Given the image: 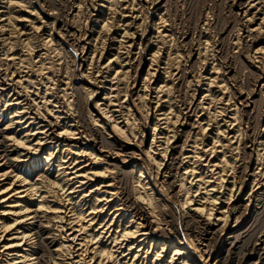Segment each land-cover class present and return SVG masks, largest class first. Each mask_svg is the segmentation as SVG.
Wrapping results in <instances>:
<instances>
[{
    "label": "bare ground",
    "instance_id": "obj_1",
    "mask_svg": "<svg viewBox=\"0 0 264 264\" xmlns=\"http://www.w3.org/2000/svg\"><path fill=\"white\" fill-rule=\"evenodd\" d=\"M238 1L228 42L253 88L211 13L189 38L164 0H79L69 22L0 0V264H264V227L247 238L264 213V0ZM175 212L200 218L196 238Z\"/></svg>",
    "mask_w": 264,
    "mask_h": 264
},
{
    "label": "rangeland",
    "instance_id": "obj_2",
    "mask_svg": "<svg viewBox=\"0 0 264 264\" xmlns=\"http://www.w3.org/2000/svg\"><path fill=\"white\" fill-rule=\"evenodd\" d=\"M34 1H37L36 3L39 4V5H42L43 8L52 7V9L56 11V13L58 14L59 17H61V19H64V21L66 20V22H69L70 20H69V12L68 11H70L72 5L75 2H78L79 0H65V1L64 0H57L58 2L56 0H46V1L45 0H34ZM136 1L137 2H146L147 0H140V1L136 0ZM164 1L166 2L167 7H169L168 11L169 10L171 11V12L169 11V13H171L170 17H172L171 19L174 21L175 26L177 25L176 28H178V30H180V32L183 35H186V33H187L186 36H188L189 38L190 37L193 38V37H196L198 35L199 28H200L201 24L203 25V20H205V18L208 15V13L209 14L211 13L210 15H212V17H214V19H215V21L217 23L216 26L213 29L217 33L220 32L218 34V36H219V40L221 42V49H222V56H223L222 59L223 58L226 59V57L231 59L229 63L232 62L231 63V67L233 69L232 73L237 78L242 79V81H243L242 83H243L245 88H250V85H249L250 83H252L251 84V88H253L255 86L254 85L255 84L254 81H256L255 79H256V74L258 73V70L257 71H255V70L252 71L251 70V69H253L254 66L249 60H247V58L245 56H243V55L242 56H238V57L236 56V58H235V56H232V54H234V52L232 50L233 48L230 46V43L228 42L230 40L231 35H232L230 33L231 32L233 33L232 30H234L235 26L238 25V23H237L238 19L236 18L237 17L236 11L238 10V6H239V1L238 0L237 1H235V0H164ZM83 2H84V0H83ZM58 3L61 4L60 7H59ZM88 3H89V0H85L84 5H86ZM66 7H68V8H66ZM86 9L87 8L84 6L83 10L85 11V13L82 14V15H84V17L86 15ZM212 9H213V11H212ZM205 12L207 13L206 15H205ZM234 20H235V22H234ZM195 25L198 26V28ZM190 28H193V29H190ZM190 34H191V36H190ZM65 39H66L65 41L68 43V44L65 43V45L67 46L66 49L69 50L70 53H71V51L73 52L74 49L70 45L71 41H69L68 38H65ZM227 47H229V48H227ZM227 51L229 53H231V54H229ZM226 54H228V55H226ZM248 71H249V73H248ZM249 74H251V76ZM246 84H247V86H246ZM257 106L258 107H256V110L253 112L254 116L251 117V122L250 123H252L251 125H254V127L258 131L259 127H262V123H260L261 122L260 121L261 120V112H262V109H263L262 102L259 101ZM181 156L182 155L178 156L180 160L182 159ZM175 164L179 165V162H176ZM175 164H174V167H173V172H176L177 169H178ZM128 177L125 178V181H124L125 183H123V187H124L125 190L127 189V190L131 191V188H132V183L131 182H133L132 181L133 178H132V175H130ZM168 186L169 185L166 184V187H168ZM175 217H177V218H175ZM193 217H194V220H193ZM179 218H180V220H179ZM173 219H174L175 223H179V224L181 223L182 227H185V229H186L185 232H188V231L192 232L193 231L194 233H192L191 237H194V238H196L195 237L196 235H194V234H196L198 229L201 230L202 226H203V222L200 220V218L198 216H191L189 214H186L185 216H183V212H181V213L180 212H175L174 216H173ZM262 220H264V213L261 215V217H259V218L257 217L254 220V223H252L253 226L251 227L252 229L250 228L249 234H247L248 235L247 238L251 237L250 239L253 240V241L256 239V236H258V234L260 232L259 230H262V228L264 227V223L261 222ZM187 221H188V223H187ZM260 223H262V224H260ZM184 224H186V225H184ZM260 226H262V227H260ZM256 227H257V229H256ZM253 230H254L255 234L253 233ZM251 234H252V236H251ZM253 234H254V237H253ZM199 235H200V233L199 234L197 233V237H199ZM226 235H227V233L224 234V237ZM201 237L202 236L200 235V238ZM242 251L237 253V254L235 253L236 254V256L234 254L235 258L241 259L242 253H243ZM256 254L258 255V253H256ZM233 263L234 264H238V260H234Z\"/></svg>",
    "mask_w": 264,
    "mask_h": 264
}]
</instances>
